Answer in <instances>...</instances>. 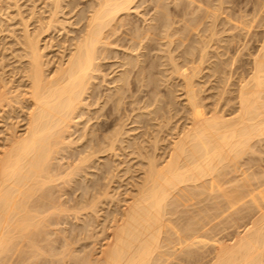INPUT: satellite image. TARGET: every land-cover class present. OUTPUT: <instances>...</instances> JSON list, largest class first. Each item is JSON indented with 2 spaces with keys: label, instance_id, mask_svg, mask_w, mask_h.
I'll return each mask as SVG.
<instances>
[{
  "label": "bare ground",
  "instance_id": "obj_1",
  "mask_svg": "<svg viewBox=\"0 0 264 264\" xmlns=\"http://www.w3.org/2000/svg\"><path fill=\"white\" fill-rule=\"evenodd\" d=\"M4 1L8 3L7 7L9 4L17 2L16 0H0V12L1 3ZM61 1L63 2V0ZM61 1L54 0L52 2L56 10H53L54 15L52 13L49 15L55 16ZM145 1L148 0H96L93 4L89 3L91 5L85 8L86 10L84 7H82V10L77 9L75 15L78 14L76 16L78 19L76 18L74 24L69 21V25L73 24V27H75L77 26L75 24H78L79 26L76 30L67 31L68 33L73 32V36H65L64 40L61 39L62 41L57 43L60 51L56 54V60L47 58L48 55L44 49L49 48V46L40 44L42 41L40 33L48 32L47 29H51L53 25L51 23H58V21L50 18L48 20V17H46L47 26H44L46 29L44 28L41 32L40 28L37 29L38 32H34V30L31 32L27 29L29 25L27 21L24 22L25 19H22L23 22L20 20V29H9L8 32L15 38L14 43L21 46L18 57L24 61L22 62L19 58L16 60L21 61L18 63L19 67L15 69L19 70L15 71L16 74L19 73L17 79L13 78L12 74L7 75V70L3 71L5 68L2 70L4 65L0 67V120H7V117L12 113L9 116L11 121L7 125L5 123L6 128H3L4 131L1 130L2 134L0 136V264H24V262H26L25 264H39L42 261V264H44L49 262L48 260L52 258L49 253L50 259L47 258L48 256H44V258L39 256L42 253L40 251L48 252L49 249L50 252L53 245L51 242L54 241L55 243V239L50 241L51 236L54 238V232L52 233L49 227L55 228L56 221L58 223L56 226H58L60 220L64 222L63 218L65 220V217L74 219L78 211H88L97 218L98 208L100 210L104 203L107 202L108 204L109 201H106L108 199L113 203L121 201L122 203L119 206L117 205L116 209L113 207L115 211L111 209H109L110 213L106 211L108 215L110 214V217H107L110 224L102 226L104 227L102 230L106 231L105 235L101 232L105 238L104 242L100 243L98 248L96 246L91 250L88 249V252L84 248L86 253L83 254L82 251L83 256L81 255V257L76 256L75 253L80 255L77 252L82 249L69 247L76 251L74 253L73 249L72 251L69 249L75 255L71 256L73 257L71 260L79 261L75 264H164L168 261L171 263L176 261L174 264H264V174L261 175L264 173V165L263 168L259 167L260 164H263L261 162L263 158L261 159V157L264 156V147L263 143L262 145L258 143L264 142V16L260 14L264 10V1L260 2L258 0L259 2L257 1L254 4V20H258L257 22L262 24L260 25L263 27V31L260 44L251 57L250 70L248 69L249 72L246 73L248 76L246 77L244 74L243 77L240 74V80H237L238 83L237 81L235 84L232 83L236 88L229 90H234L235 94L231 92L233 95L231 94V98L230 96L225 97L226 99L222 100L224 103L219 99L220 97L223 98V93L227 91L225 87L231 80L229 78L234 75H230L232 70L229 67L230 62H234L232 61L233 58L232 56L223 57L225 60H231L228 61V64L225 60H220L221 58L218 55L220 53L215 52L211 55H214L215 58L218 55L217 62L214 61L215 59L211 60L212 62L207 61V58H209L207 55L210 54H207V49L212 46V36L217 33L215 28L219 24L218 19H221L219 16L223 7H221L222 4L220 5L217 2L218 5L214 3L216 6H212L208 0H150L152 3L150 9H153L152 15L145 18L143 12L140 14L143 17L141 19L144 25L139 26V23L137 25L136 20H122L123 16H128L131 13V9L134 10L135 16H140L136 9H139ZM169 2L173 3V7L168 6ZM64 4L68 5L69 10H71L76 7L78 2L76 1L75 4V1L72 0ZM16 8L18 10V7ZM18 13L20 15L21 12ZM174 17H176V20ZM224 18L226 19L224 22L230 24L226 29L228 28V31H230L229 29L233 30L235 24L231 22L233 21L232 13L231 15L230 13L226 14ZM177 22L182 23H179L180 27H177ZM175 23H177V26H174V28L172 24L176 25ZM203 24H207V26L202 29V32L208 31L205 39L201 38L203 36L199 34L198 29ZM232 24L233 26H231ZM255 25L258 26V24ZM120 28L122 29L119 31ZM239 30L243 38L249 33L251 34L250 26L246 23H240ZM2 31L0 29V32ZM193 31H196L195 35L197 36V40L194 41L195 45H187L186 42ZM16 32H20L18 37L15 34ZM242 36H240V39ZM232 38L234 37H231L230 41ZM243 38L239 40L241 46L246 43ZM245 39L247 40V37ZM154 41H161L160 46L164 45V49L159 48L161 54L157 50V53L153 51L150 54L154 48L152 44ZM228 44H231V42ZM115 45L124 51L116 49ZM222 46L224 50L227 45ZM8 47L7 49H10ZM120 51L122 55H120ZM222 51L221 57L226 53ZM153 53L158 54V56L154 54V58ZM116 57L117 61L114 60ZM109 58L113 59L114 62L108 63L105 61ZM221 61L222 63H220ZM223 61L227 64H224ZM205 62L208 63L204 64ZM107 64L110 66L116 65L113 68L115 71L111 67L112 70L109 72L108 67L110 66ZM105 65L108 70L104 71L101 67H105ZM225 65L227 66L225 67ZM159 66L161 69H158ZM227 67L230 68V71L226 70ZM116 68L118 69L116 70ZM204 69L207 72L209 71L208 75L205 74L208 77L211 76L209 73L212 76L217 73L223 75L224 71L227 72L226 74L229 73V75L224 73L222 77L221 75L218 77L224 86L221 85V87L223 86L221 92L216 93L222 95H219L217 99L221 102H218L219 106L222 107L227 103L225 104V111H222L223 108L221 110L220 107H217L218 105H213V108L205 110L204 104L200 103L203 100L199 101V99L201 100L200 94L198 96L199 85L197 86L195 80H200L203 77L201 72ZM110 73L113 75H109ZM157 74L160 76L158 77ZM106 76H108V79ZM157 78L162 85L164 83L167 90L161 92L160 89L164 88H161L162 85L158 84ZM15 81H17V84ZM99 81L109 84V88L107 85H104L105 87L101 86L102 83ZM214 84L213 87L217 88L219 82ZM158 85L160 89H158ZM176 86H180L179 92L182 91L180 94L183 95L184 106L181 99L175 101V96H180V94L173 93L178 91H173ZM101 87L102 90L105 91L106 88L107 91L102 92ZM140 91L139 94L144 91L145 94L142 95L147 96L145 101L139 99L142 96L136 97V93ZM144 97H142L143 100ZM158 97H162V99ZM125 99H128V101H125ZM228 99L234 100L231 102L232 104L225 102ZM141 101L143 102L141 106L136 107L134 105L135 107H133L132 104H138ZM178 101H181L182 105L177 104ZM173 103L181 105L180 108L184 109L181 112L183 111L186 114L184 116L180 115V118L184 119V123L181 124L180 128L176 126L178 131L173 133H168L170 130L168 132L166 130L170 126L165 128L162 138L159 134L162 131L158 130L157 126L162 127V124L167 125L169 123L172 117L171 107L173 109L177 107ZM126 104L130 107H122ZM172 104L176 107H173ZM226 105L232 110L229 107L227 108ZM91 106L95 108L89 109ZM150 106L153 107L148 109ZM177 108L179 111L180 108ZM136 109L139 112H135ZM228 109L230 110L226 111ZM6 112H10L9 115ZM5 114H7V117ZM3 115L5 119H3ZM143 115L147 117L142 118ZM122 116H125L123 120H121ZM78 118L79 122L76 121ZM180 118L179 120H181ZM92 119L94 121L89 123ZM124 120H126V123H124ZM152 120H158L157 126H151L153 124L149 121L152 122ZM127 121L134 126L128 125L131 128H125L128 124ZM135 124L147 129H143L146 133L138 131L140 137L136 135L137 131L135 132L136 136L129 135L128 132L136 130ZM149 126L151 128L157 127L156 129L159 132L155 129V134H159L160 137L158 138L165 141H163L165 144H161L163 146L160 145L162 141L159 142L157 135L152 134L154 128L152 131ZM137 129L139 130V127ZM73 133L78 134L74 139H71L70 136ZM144 135H146V138H144ZM165 135H170V137L167 138ZM141 136H143V140L138 141ZM148 143H151L150 146L147 145ZM256 144L261 148L263 147L262 150L259 147L260 153H263L262 155L257 150L258 146ZM147 146L148 148L153 147L152 150L149 149L154 152L152 153L148 149L151 153L148 154ZM157 147L164 151L161 150L159 154H156L155 150L159 151ZM74 149L77 151L73 152ZM126 149H129V152H126ZM254 149L258 155L260 154L259 156ZM254 152L259 157L257 158L255 155L256 159H261L259 160L260 164L257 160L255 162L252 160L254 159ZM65 154L68 155L65 156ZM130 154L146 161L142 164L141 170H138L141 171V176L140 173L134 170L139 174L136 177L137 179L134 177L137 184L131 185V188L127 187L131 189L130 192H134L131 194L128 193L129 190L126 191L129 194L128 197L121 200L114 197L115 191H111V182L108 180H113L109 176L112 175L116 166L119 168V164L120 166L125 165L124 162L127 159L122 160L121 157ZM100 156H102L100 159L104 162H98V165L96 164L98 167L95 168L94 162L97 163L96 160ZM111 157H114L118 162L114 164L116 161L113 158V162H111ZM61 158L71 159H69L70 162H66L64 168H61L63 167L62 163H59V165L55 163ZM252 163H256L257 166L254 165L260 168L259 171L262 172L263 170V172L258 175V171H255L257 168L254 169ZM99 164L101 167H99ZM91 167L96 169L94 171H97V175L99 169H104L100 176L109 178L107 180L104 178L105 180L102 181H108L110 186H106L107 182L101 181L102 177H100V180L99 177L95 180L89 176L93 182L99 181V184L98 182L94 184L89 180V185L85 183L86 186L83 180L85 186L82 187H91L90 190L83 188L85 192L92 191L90 195L82 190L85 194L80 193L84 197L68 200L70 191L65 190H68L67 188L72 189V183H75L74 187L80 184L79 187L82 189V183L79 179H85L88 170L90 171L89 175L94 176L95 173H91V170L88 169ZM130 167L124 166V169L122 170L121 167L120 170L125 174L131 171L129 170ZM85 169H88L87 172L84 176L79 177L83 175ZM132 169L134 168L132 167ZM135 169L137 170L136 167ZM132 173L131 176H129V172L127 173L129 178L134 176ZM227 174L231 176L227 177ZM76 179L79 180L77 185L76 182L78 181ZM86 182L88 181L86 180ZM128 183L130 186L131 182ZM134 185L135 189L133 190ZM79 187L76 188L79 189ZM55 193L56 195H54ZM63 194H67V199L62 200L60 198ZM85 195L87 196L85 197ZM102 200H104V203H102ZM204 200L208 203H202ZM188 206L195 207L194 209L190 208V210L195 211H189ZM76 209L77 211L71 212V210ZM69 211L70 214L67 213ZM106 212H104L105 215ZM176 213H182L180 215H183L181 218L179 215V219L184 220H182L184 223L180 227H177V224L175 225L174 220H172V216ZM97 214L99 215V212ZM58 215H64L65 217L62 216V219L59 220ZM105 215L104 218H106ZM85 216L90 218V216ZM85 216H82V219L84 221L89 220V218L85 219ZM219 216H226V223H228L227 221L232 224L235 223L236 225L231 224L235 229L241 227V229L237 228V231L233 228L236 233L234 235L231 233L233 236L230 237L228 242L227 240L224 241L225 239L221 241L220 238H216L218 232H220L219 230H223L221 228L224 226L220 224L218 226L221 228L217 229L218 226L214 221H220ZM227 216L231 220H228ZM99 217L102 216L99 215ZM218 217L219 219L216 220ZM68 220L66 219L65 223ZM96 220L94 221L92 218L87 224L85 221V224L90 225L92 229L91 222H96ZM225 222H223L225 225L230 226L229 223L226 224ZM94 224L93 228L95 227ZM215 226L217 227L215 228ZM214 229H217L218 232ZM85 230L87 229L83 228L80 233H86ZM211 230L213 234H211ZM48 231L49 234L52 233L51 236H48ZM209 231L210 233H208ZM63 232L64 238L71 237L67 234L65 236V230ZM95 232L93 234H96ZM60 233H56L58 235H55L56 238L62 237L59 236ZM80 233L79 235H81ZM77 235L72 238L74 241H70L71 238L69 239L70 242L67 241V238L63 239L65 245L72 244L78 238H82L79 235L77 238ZM87 235L86 237L90 236ZM98 236L100 237V235ZM48 238L50 239L48 240ZM95 238L97 241L98 238ZM42 239L44 240L43 243L47 241L49 246L51 245V249L47 247V243H44L46 248L44 244H41ZM99 241L97 242L99 243ZM197 242L199 246L197 244V246L193 245ZM191 246L194 249H191ZM26 247H28L27 249L34 247V250H28L29 252H27ZM37 251L39 254H34ZM176 252H178L177 254L180 252V254L178 256L175 254L176 258H174L172 255ZM27 253H31L36 258L33 259ZM181 253L184 255L183 257H181ZM24 254L28 259L33 260L28 261ZM55 254L57 253L52 255ZM58 254L61 253L58 252ZM44 255L47 254L44 253ZM37 256L38 260L41 259L40 262H36ZM60 258H62L61 255ZM60 258L56 260L58 261L57 264L59 261L62 262V260L68 259V257L61 260ZM171 258L176 260L174 261Z\"/></svg>",
  "mask_w": 264,
  "mask_h": 264
},
{
  "label": "rangeland",
  "instance_id": "obj_2",
  "mask_svg": "<svg viewBox=\"0 0 264 264\" xmlns=\"http://www.w3.org/2000/svg\"><path fill=\"white\" fill-rule=\"evenodd\" d=\"M17 2L15 3L16 4V6H14L15 4H9V6L7 7V5H8V3L6 2V1H4V2H2L1 3V12H0V29L1 30H3L2 32H0V53H1V51H2V53H1V55H0V67H2L3 65V67H2V70L3 71H6L7 70V75H9V74H12L13 75V78H15V79H17L18 78V75H19V73L18 74H16L15 73V71L17 72V70H15L17 67H19V65H18V63L19 62H23L24 60H22V59H20L19 57H18V55H20V53L19 52H21V46L20 45H18V44H15L14 42V37H13V35H11L10 34V32H8V31H10L11 29H20L21 28V21H22V19L24 20L25 19V23H26V21H27V24L29 25V26H27V29H29L31 32H33V30H34V32L35 31H37V29H39L40 28V32H41V30H44V28L47 26L46 24H47V18L46 17H48V20H49V18L50 19H52V20H54V21H58V23L60 24H58L57 22H52L51 24H53L52 26H51V29L50 28H48L47 29V31L48 32H44V33H40V38L42 39V41L40 42V44L41 45H48L49 46V48H45L44 49V51H45V53L49 56H47V58H50L51 60H56V58H57V55L56 54H58V51H60V49H59V47H58V45H57V43L59 42V41H62V40H64L66 37H71V36H73V32L71 33H68L67 31L69 30H72V29H74V30H76L77 29V27L79 26L78 24H75V25H77V26H75V27H73L74 25V21L76 20V16L78 15H75L76 13H77V11L78 10H82L83 8L82 7H84V9L85 8H88V6L89 5H91V4H93V2H95L96 0H73V1H75V4H76V1L78 2V4H76V7H73V8H75L74 10H73V8L71 9L72 10V12H71V10H69V7H68V5H66V4H64V3H66V2H69V1H72V0H63V2L61 1V4H60V7H61V9H60V7L57 9V13L55 14V16H53L54 14H53V10H56V9H54V4L52 3L54 0H16ZM169 1V0H168ZM210 3H211V5L212 6H216V5H218V3H220V5H221V7H222V9L220 10L221 12H222V14H221V12H220V18L221 19H218L219 20V24H217L218 26H216V28H215V31L217 30V33H216V35H214V36H212V46L211 47H209L208 49H207V54L208 53H210L209 55H207V57L209 56V58H207V61H209L210 60V62H212L214 59V61L215 62H217L216 61V58L218 57V55L220 56V60H222L223 59V57L225 58L226 56H232V58H233V60L232 61H234V62H230V64H229V62L228 61H231V60H229V59H227V60H225V59H223V60H225L228 64H229V67H231V70L232 71H230L229 69L230 68H226V70H229L230 71V75H233V77L231 78H229V79H231V80H229V83H228V85H227V87H225V89H227V91H226V93H223L224 94V96H223V98L221 99V97H220V101L221 102H223L222 100L226 97V98H228L227 96H230V98H231V94L233 95V91H229L230 89L232 90V89H234V88H236V86L235 85H232V83L233 84H235L236 83V81L240 78V76L241 75H243V77L246 75V73H248L249 72V66H251V57H252V55L255 53L254 51H255V49L257 48V46L260 44V39H261V34H262V31H263V27L259 24V22H257V21H255L254 20V18H255V15H254V11H253V9H254V4H256V2L258 1V0H223V1H221V0H217V1H215V0H208ZM260 2L262 1V0H259ZM258 1V2H259ZM264 1V0H263ZM218 2V3H217ZM222 2V3H221ZM89 3H91V4H89ZM216 5H215V4ZM224 3V4H223ZM52 4H53V6H52ZM11 5H13V6H11ZM62 5V6H61ZM64 5V6H63ZM152 6V3H151V1L150 0H148V1H145L143 4H142V6L141 7H139V9L137 8L136 10H138V12H139V14L138 15H140L142 12H143V14H144V17L145 18H149L150 17V15H152V13H153V9H150V7ZM168 6H170V7H173V3L172 2H169V5ZM16 7H18V10H17V8ZM51 7H53L52 8V10H51ZM72 7V6H71ZM142 8V9H141ZM78 9V10H77ZM231 9V10H230ZM17 10V11H16ZM86 10V9H85ZM142 10V11H141ZM223 10V11H222ZM51 11V12H50ZM69 11V12H68ZM141 11V12H140ZM18 12H21L20 13V15L21 16H23L22 18L20 17V15H18L17 13ZM80 12V11H79ZM130 16L128 15V16H123L122 17V20H131V21H134V20H136L137 22V25H138V23H139V26H141V25H144L143 24V21H142V19L141 18H143V17H141V15L140 16H138L137 17V15L135 16V12H134V10L133 9H131L130 10ZM2 13V14H1ZM50 13H52L53 15H49ZM230 13V15H231V13H232V16H233V21H231L232 23L234 22V29H233V27H231L233 30H231V29H229L230 31H228V28L226 29V27L227 26H230V24L228 25V23L229 22H227V23H225L224 21H226V19L224 18V16L226 15V14H229ZM253 13V14H252ZM264 10L262 11V13H260L262 16H264ZM50 17H49V16ZM57 15V16H56ZM260 15V16H261ZM2 16V17H1ZM51 16H53V18H51ZM229 16V15H228ZM30 18V19H29ZM70 18V19H69ZM74 18V19H73ZM176 17H174V19H175ZM235 18V19H234ZM258 18H259V16H258ZM29 19V20H28ZM78 19V18H77ZM139 19V20H138ZM141 19V20H140ZM21 20V21H20ZM176 20V19H175ZM236 20V21H235ZM2 21V22H1ZM69 21H70V23H73L72 25L70 24L69 25ZM16 22V23H15ZM23 22V21H22ZM46 22V23H45ZM64 22V23H63ZM230 22V23H231ZM256 22V23H255ZM261 22V21H260ZM19 23V24H18ZM177 23H178V26H177ZM177 23H175L176 25H174V24H172L173 25V27L175 26H177V27H180V24H182L181 22H177ZM180 23V24H179ZM240 23H246L248 26H250V31H251V34L249 35H247V36H245V37H247V40L245 39V37L243 38V36L242 35H240L241 34V31L239 30L238 31V29H239V24ZM3 24V25H2ZM10 24V25H9ZM50 24V25H51ZM68 24V25H67ZM224 24V25H223ZM226 24V25H225ZM255 24H258V26L257 25H255ZM46 25V26H45ZM61 25H62V27H61ZM45 26V27H44ZM55 26V27H54ZM57 26H58V28H57ZM63 26H64V28H63ZM67 26V27H66ZM207 26V24H203V25H200L199 26V31L201 32H199V34L201 35V36H203V37H201L202 39H205V36H207L208 35V31H203L202 32V29H204L205 27ZM231 26H233V24L231 25ZM59 27H61V28H59ZM125 27H127V26H125ZM174 27V28H175ZM41 28H43V29H41ZM62 28H63V30H62ZM67 28H69V29H67ZM226 29V31H224V32H222V30H225ZM10 29V30H9ZM46 29V28H45ZM53 29V30H52ZM61 29V30H60ZM122 28H120L119 29V31L121 30ZM6 30V31H5ZM73 31V30H72ZM38 32V31H37ZM65 32V33H64ZM195 32L196 31H193L192 33H191V35H192V37H191V35H190V37H189V40L186 42V44L188 45V44H193V45H195V42L194 41H196L197 39H196V35H195ZM19 33L20 32H16L15 34L17 35V37L19 36ZM46 33V34H45ZM50 33V34H49ZM67 33V34H66ZM239 33V34H238ZM49 34V35H48ZM203 34V35H202ZM229 35L231 36V37H234V38H232L231 39V41H230V38H229ZM233 35V36H232ZM234 35H237V36H234ZM66 36V37H65ZM240 36H242L241 37V39L243 38L245 41H246V43H244L245 45H242L241 46V42L239 41V40H241L240 39ZM194 37V38H193ZM222 40H221V39ZM249 38V39H248ZM60 39V40H59ZM62 39V40H61ZM193 39H195V40H193ZM193 40V41H192ZM189 41H191V42H189ZM221 41V42H220ZM231 42V44H228V43H230ZM48 42H50V43H48ZM55 42V43H54ZM244 42V41H243ZM161 41H154L152 44H153V46H154V48H153V50L150 52V54L153 52V51H155V53H157V52H159L160 54H161V52H160V49L159 48H161V49H164L165 47H164V45H162V46H160L161 45ZM10 44V45H9ZM12 44H13V46H12ZM46 45V46H47ZM50 45H53V46H51L50 47ZM55 45V46H54ZM222 45H227L225 48L226 49H224L223 50V46ZM4 46V47H3ZM10 47V49H7V47ZM19 46H20V48H19ZM218 46H220L219 48H218ZM241 46V47H240ZM5 47H6V49H5ZM8 47V48H9ZM13 47V48H12ZM58 47V48H57ZM111 47H113V48H115L116 47V45H115V47L114 46H111ZM228 47V48H227ZM243 47V48H242ZM2 48V49H1ZM19 48V49H18ZM118 48V50H122V52L124 51L123 49H119V47H116V49ZM47 49V50H46ZM228 49V50H227ZM8 50V51H7ZM16 50H19V51H16ZM56 50V51H55ZM156 50H157V52H156ZM208 50H209V52H208ZM224 51V52H226V53H224V55H222V57H221V55L220 54H223V53H221V51ZM226 50V51H225ZM5 51V52H4ZM11 51H12V53H11ZM53 51V52H52ZM222 51V52H223ZM227 51H228V53H227ZM194 52H195V50H194ZM215 52H217V53H220V54H218L217 55V57L215 58L214 57V55H211V54H215ZM14 53H15V55H14ZM49 53V54H48ZM120 53H121V51H120ZM155 53H153V55L155 54ZM159 54V55H160ZM15 57H14V56ZM54 55H56V56H54ZM120 55H122V53L120 54ZM152 55V56H153ZM155 55H157L158 56V54H155ZM155 55L153 56L154 58H155ZM211 55V56H210ZM2 56H3V58H2ZM54 56V57H53ZM117 56V55H116ZM5 57V58H4ZM14 57V58H13ZM214 57V58H213ZM228 57H226V58H228ZM17 58H19L20 60L19 61H16L17 60ZM54 58V59H53ZM111 60V61H110ZM115 61H117L118 59H117V57H116V59H114ZM212 60V61H211ZM218 60V59H217ZM105 61H107L108 63H110V62H114L113 61V59H110L109 58V60H105ZM104 61V62H105ZM15 62V63H14ZM17 62V63H16ZM224 62V61H223ZM226 62H224V64L226 63ZM250 62V63H249ZM2 63V64H1ZM206 63H208V62H205L204 64H206ZM220 63H222V61L220 62ZM226 63V64H227ZM223 64V65H224ZM250 64V65H249ZM2 65V66H1ZM18 65V66H17ZM108 65V64H107ZM108 66H110V65H108ZM114 66H116V65H114ZM114 66H110V67H108V69H109V72H110V70H112L113 68H114ZM227 65H225V67H226ZM107 66L105 65V67H101V69L102 70H108L107 68H106ZM112 67V69H110ZM223 67V66H222ZM234 67V68H233ZM14 68V69H13ZM160 68V66L158 67V69ZM224 68V67H223ZM236 68V69H235ZM118 68H116V70H117ZM161 69V68H160ZM207 69V68H206ZM206 69H204L202 72H201V74H202V78H200V80H195V83L197 82V86H198V91H199V93H198V96H199V94H200V96L199 97H201V100L199 99V101H202L203 100V102H200L201 104H204L203 106L205 107V110H209L211 107L213 108V105H218L219 103L218 102H220L219 100H217L218 98H219V95L220 94H216L217 92L218 93H220L221 92V88H223V83L222 82H220V78L218 79V77H220V75L222 74V73H217V74H214L213 76H212V74L211 73H209L210 75V77H208L207 75V73L209 72H207V70ZM249 69V70H248ZM114 70V69H113ZM225 70V69H224ZM223 70V71H224ZM233 70H235V71H233ZM248 70V71H247ZM19 71V70H18ZM115 71V70H114ZM222 71V72H223ZM228 71V72H229ZM107 72V71H106ZM14 73V74H13ZM105 73V72H104ZM224 73H225V71H224ZM224 73H223V75H224ZM227 73V72H226ZM225 73V74H226ZM17 76H16V75ZM201 74H200V76H201ZM205 74H207V75H205ZM241 74V75H240ZM245 74V75H244ZM109 75H113V74H109ZM156 75V73L154 74V76ZM205 75V76H204ZM223 75H221V77L223 76ZM226 75H229V73L228 74H226ZM226 75H225V77H226ZM157 76H158V74H157ZM160 76V75H159ZM158 76V77H159ZM238 76V77H237ZM248 76V74L246 75V77ZM107 77V79H108V76H106ZM105 77V78H106ZM216 77V78H215ZM222 79H224V78H222ZM19 80V79H18ZM157 80H158V78H157ZM178 80V79H177ZM176 80V81H177ZM240 80V79H239ZM238 80V81H239ZM101 81V80H100ZM99 81V82H100ZM176 81H174V82H176ZM198 81H200V82H198ZM238 81H237V83H238ZM178 82V81H177ZM219 82V84H218V86H217V88H214L213 86H215V84L214 83H218ZM15 83L17 84V81H15ZM15 83H13L14 85H16ZM100 83H102V82H100ZM179 83H180V80H179ZM222 83V84H221ZM158 84L161 86L162 84L160 83V81L158 80ZM214 84V85H213ZM106 86L107 84H104V83H102V85L101 86ZM109 85V84H108ZM107 85V86H108ZM158 85V89H160V86ZM163 85H164V83H163ZM163 85L161 86V88H164V89H160L161 90V92H162V90H167V88L165 87V85H164V87H163ZM174 85H175V83H174ZM221 85H223L222 87H221ZM237 85V84H236ZM104 86V87H105ZM110 86H111V84H110ZM220 86V87H219ZM226 86V85H225ZM103 87V88H104ZM178 87V88H177ZM180 86H176L175 87V90H174V88H173V91H177V92H173L174 94H180V92L182 93V91H180L179 92V90H180V88H179ZM108 88H109V86H108ZM177 88V89H176ZM100 90H102V87L100 88ZM143 90V89H142ZM159 90V91H160ZM105 91H107V89L105 88ZM105 91L104 90H102V92H104L105 93ZM163 91V92H164ZM231 92H233V93H231ZM138 93V94H137ZM136 93V97H144V95H142L143 93H144V91H142V94H139V93H141V91L140 92H137ZM145 94V93H144ZM159 94H161V93H159ZM159 94H158V96H159ZM173 94V95H174ZM235 94V93H234ZM140 95V96H139ZM161 96V95H160ZM178 95H176L175 97V101H177V99L178 100H182V104H183V106H184V103H185V101L182 99V96L183 95H181L180 94V96H178ZM220 96H222V95H220ZM139 98V99H141L142 101H145V97L147 98V96L145 95V97H144V100H143V98ZM159 99H162V97H158ZM225 98V99H226ZM232 98H234V97H232ZM228 100H230V101H228ZM227 101L225 100V102H232V101H234L233 99H228ZM125 101H128V99H125ZM140 102V103H138V104H132L133 105V107H135L134 105H136V107L137 106H141L142 105V103L143 102ZM174 100H173V102H175ZM184 101V102H183ZM181 102V101H180ZM179 101H178V103L177 104H181ZM220 102V103H221ZM160 103V102H159ZM158 103V104H159ZM176 103V102H175ZM175 103H173V104H175ZM206 103V104H205ZM224 103V102H223ZM229 103V104H230ZM156 104V103H155ZM172 104V106L173 107H181V105H173ZM225 104H227V103H225ZM225 104H224V106L222 105V104H220V105H222V107L221 106H217V107H220L221 108V110H222V108L224 109L225 108ZM228 104V105H229ZM232 104V103H231ZM132 105H131V108H132ZM160 105H161V103H160ZM206 105V106H205ZM228 105H226L227 106V108L229 107ZM129 106L130 107V105H123L122 107H124V108H127V107ZM121 107V108H122ZM153 106H150V107H148V109H150V108H152ZM176 107V108H177ZM203 107V108H204ZM209 107V108H208ZM91 108H95L94 106H91L89 109H91ZM176 108H172L171 107V114H172V117H171V119H170V121H169V123L167 124V125H164V124H162V127L161 126H157V121L158 120H152V122H150L149 121V123H151V124H153V125H151V124H149V125H151V126H157L156 128L159 130L160 129V131H162L161 133L155 128V127H152L151 128V126H149L150 128H151V130L153 131V128H154V131H155V129L159 132V134H161V136L164 134L163 133V131L165 132V128H168L169 126L170 127H172V128H170L169 127V129H166L167 130V132H168V130H170L168 133H173V132H175V131H178V127L180 128L181 127V124L183 125V123H184V119H182V118H180V115L182 116H184V114H186V113H183V111L181 112V110H184V109H181L180 108V113H179V111H178V108H177V110H176ZM230 108V107H229ZM233 108V107H232ZM123 109V108H122ZM129 109V108H128ZM172 109H173V111H172ZM219 109V108H218ZM231 109V108H230ZM230 109H228V110H226V111H229ZM7 110V109H6ZM9 110V109H8ZM130 110V109H129ZM129 110H127L128 112H129ZM220 110V111H221ZM232 110V109H231ZM92 111V110H91ZM122 111V110H121ZM126 111V113H128ZM222 111H225V109L224 110H222ZM134 112V111H133ZM132 112V113H133ZM135 112H139V110L137 111V109H136V111ZM134 112V113H135ZM173 112V113H172ZM175 112V113H174ZM6 113H8V115H9V113L10 112H6ZM122 113V112H121ZM125 113V112H124ZM11 114L12 113H10V115L9 116H11ZM15 114H16V111H15ZM14 114V115H15ZM2 115V114H1ZM4 116V115H3ZM5 116L7 117V114H5ZM5 116H4V118L3 119H5ZM9 116L7 117V120L5 119V121L4 120H0V136H1V134H2V131H4L3 130V128H6V125L8 124V122H10L11 121V118H9ZM142 117V116H141ZM144 117H147V116H145V115H143V117L142 118H144ZM186 117V116H185ZM9 118V119H8ZM125 118V116L123 117L122 116V119L121 120H123ZM179 118L181 119V120H179ZM83 119V118H82ZM102 119V118H101ZM186 119V118H185ZM12 121H13V119H12ZM76 121H78L79 122V118H78V120L76 119ZM92 121H94V119H92L89 123H91ZM125 121V122H124ZM123 122L124 123H126V120H124ZM153 121H154V123H153ZM156 121V122H155ZM2 122H3V124H2ZM80 122H81V119H80ZM180 122H182V123H180ZM185 122H186V120H185ZM5 123H6V125H5ZM127 123H128V121H127ZM179 123V124H178ZM134 124V123H133ZM141 124V123H140ZM170 124V125H169ZM128 125H132V123H128L126 126H125V128H129L128 127ZM136 125V127L138 128L139 127V130L136 128V130L135 131H130V132H128V134L129 135H131V134H133V135H135L136 133V135L138 136L139 134L138 133H140V132H138V131H141V133L142 132H145V131H143V129H144V127H140V125L139 124H135ZM138 125V126H137ZM79 126V125H78ZM134 125H132L131 127H133ZM141 126H142V124H141ZM166 126V127H165ZM176 126H177V128H176ZM130 127V128H131ZM2 128V129H1ZM161 128H162V130H161ZM174 128V129H173ZM141 129V130H140ZM2 130V131H1ZM144 130H147V129H144ZM137 131V132H136ZM151 131V132H152ZM153 131V135H157V134H155L156 133V131L154 132ZM74 132V131H73ZM76 132V131H75ZM133 132V133H132ZM136 132V133H135ZM157 132V133H158ZM146 133V132H145ZM77 134L78 133H73L71 136H70V138L71 139H74L76 136H77ZM158 134V135H159ZM166 134V133H165ZM135 135V136H136ZM148 135V134H147ZM152 135V136H153ZM156 136L157 138L158 137H160V136ZM146 135H144V138H146L145 137ZM139 137H140V135H139ZM139 137H137L138 139H139ZM143 136H141V138H140V140H138V141H141V140H143V138H142ZM165 137H167V138H169L170 137V135H165ZM164 137V138H165ZM162 138H163V136H162ZM159 139V138H158ZM160 141H162L161 143H160V145L161 144H165V143H163V141L164 140H160L159 139V142ZM159 142L157 143V146H158V144H159ZM165 142V141H164ZM255 143V142H254ZM257 143V142H256ZM259 143V145H260V143H261V145H262V143H263V147H264V142H258ZM144 144H146V143H144ZM149 144H151V143H148L147 145L148 146H150ZM160 145H159V147H160ZM259 145H257L256 144V146H258V149L257 150H259L261 147L259 146ZM148 146H147V148H146V150L148 151V149L150 148H148ZM152 146V145H151ZM161 146H163V145H161ZM255 146V145H254ZM159 147H157V149L159 150L158 152H157V150H155L156 152V154H159L160 152H161V150H163V149H161V148H159ZM260 147V148H259ZM262 147V148H263ZM151 148H153V147H151ZM150 148V149H151ZM162 148H164V147H162ZM254 148V147H253ZM262 148H261V150H262ZM78 149V148H77ZM150 149H149V151H150ZM75 150L76 149H74L73 150V152H75ZM127 151L126 152H129L128 150L129 149H126ZM152 150V149H151ZM261 150H259V153H260V151ZM77 151V150H76ZM146 151V152H147ZM147 152L148 154L150 153V152H152V151H150V152ZM164 151V150H163ZM162 151V152H163ZM254 151H256L255 149H254ZM154 152V151H153ZM152 152V153H153ZM263 153H264V149H263ZM262 152L260 153L261 155L263 154ZM151 154V153H150ZM256 154H257V151H256ZM255 154V152H254V159H252V158H250V159H252V160H254V162L257 160L256 159V157L257 158H259L258 156L260 155H256ZM68 154H65V156H67ZM145 155H147L146 153H145ZM255 155H256V157H255ZM122 156V155H121ZM120 156V157H121ZM119 157V158H120ZM124 157V158H123ZM133 157V158H132ZM252 157H253V155H252ZM100 158H102V156H100L99 157V159ZM112 158H113V160H115L116 162H114V164L115 163H117L118 162V160H116L114 157H111V162H113V160H112ZM133 160H132V159ZM245 158V157H244ZM264 159V156L263 157H261V159ZM69 159L70 158H61V159H59V160H55L56 162V164H58L59 165V163H62L63 164V167H61V168H64L65 167V164H66V162H70L69 161ZM98 159V160H99ZM121 159L122 160H126V162H124L125 163V165L123 164V165H121L120 166V164H119V168H118V166H116V168L114 169V171H113V173H112V175H110L109 177L111 178V179H113V180H108L109 182H111V186H110V184H109V182L108 181H102V180H107V179H109V178H105L104 176H100V175H102V170H104V169H97L98 170V172H99V174L97 175L96 174V172L97 171H94V169L96 168V167H98V166H96V164L98 165V162H104V160H96L97 161V163L96 162H94V165H95V168L93 169L92 167L91 168H88V169H90L91 170V173H95L96 174V176H95V174H94V176H92V174L91 175H89V170L88 169H85L84 170V173H82L83 175H80L79 177H81V176H84V174L87 172V170H88V174H87V176H85V179H79V180H81V183L83 184V180L85 181L84 182V184L85 183H88V185H89V180H91V177L92 178H94L95 180H97L96 178L97 177H99V180H100V177H102L101 178V181L102 182H104V183H106V186L107 185H109L110 187H111V191H115V196L114 197H116V198H119V199H124V198H127L128 197V195L129 194H127V192H128V190H129V192L128 193H133L134 191H132V192H130L131 191V185H133V184H137V182H135L134 180V177L136 178V177H138L139 176V174L138 173H140V176H141V171L139 172L138 170L140 169L141 170V168L143 167V165L142 164H144L145 163V161H142L143 159H141V158H139V157H137L136 155H134V154H130L129 156L127 155L126 157L125 156H122L121 157ZM130 159H131V161H130ZM249 159V160H250ZM261 159H258L257 161L259 162V164H260V161L259 160H261ZM263 159H262V165L260 164V166L259 167H262L263 165H264V161H263ZM71 160V159H70ZM139 160V161H138ZM130 161V162H129ZM100 162V163H101ZM128 162V163H127ZM143 162V163H142ZM54 163V164H55ZM127 164H128V166H127ZM131 165V167H130V165ZM138 164V165H137ZM254 164H256V163H254ZM253 163H252V165H253V167H254V169H256L257 167V164H256V166L254 165ZM258 164V165H259ZM100 165V164H99ZM124 166L125 167H130V169L129 170H131V171H128L129 173H130V175L129 174H127V173H125V174H123V169H124ZM99 167H101V165L99 166ZM121 167H122V170H120L121 169ZM132 167L134 168V169H132ZM135 167L137 168V170L135 169ZM139 167V168H138ZM256 167V168H255ZM263 168V167H262ZM253 169V170H254ZM258 169H260V168H257L255 171H258L257 172V174L259 175V173L261 172V171H259ZM96 170V169H95ZM137 171V172H135V171ZM94 171V172H93ZM101 171V172H100ZM122 171V172H121ZM133 172V173H132ZM137 174L136 176H135V173ZM262 172H263V170H262ZM261 172V173H262ZM131 173H132V175H134V176H132V177H128V175L129 176H131ZM229 173V172H228ZM124 176H123V175ZM255 174V173H254ZM256 174V175H257ZM264 173H262L261 175H263ZM89 176H91V177H89ZM230 177L231 175H228L227 174V177ZM128 177V178H127ZM257 177H260V176H257ZM76 178H78V177H76ZM84 178V177H83ZM88 178H90V179H88ZM105 178V179H104ZM125 178H127V179H125ZM129 179V180H128ZM133 181V182H135V183H133L131 180ZM137 179V178H136ZM139 179V178H138ZM79 180H77L76 179V181H78V182H76V185L79 183ZM86 180L88 181V182H86ZM92 181V180H91ZM124 181V182H123ZM125 181H126V183H125ZM136 181H138V180H136ZM93 182V181H92ZM98 182V184H99V181H96V183ZM127 182H131L130 183V186H129V183L127 184ZM94 184H96L95 182H93ZM81 184V187L82 186H87V184H83L82 185ZM97 184V185H98ZM100 184H101V182H100ZM114 186H113V185ZM125 184H127L126 186H125ZM80 185V184H79ZM79 185H77L78 187H79ZM92 185V184H91ZM103 185V184H102ZM71 186H73V188L72 189H70V188H67L68 190H65V191H70V193L68 194V200L69 199H77L78 197H79V199L80 198H82V194L80 193V192H82V190L85 192V188L86 187H82V189H80V187H79V189H77L76 187H74L75 186V183H72L71 184ZM126 187V188H125ZM127 187H130V188H127ZM84 188V189H83ZM89 190L91 189V187L90 186H88L87 187ZM87 188H86V190H87ZM76 189V190H75ZM127 189V190H126ZM133 190L135 189V185L133 186V188H132ZM88 190V191H89ZM109 190V191H110ZM88 191H86L85 193L88 195H90V193L92 192V191H90V192H88ZM111 191H110V194H111ZM127 191V192H126ZM93 192H94V190H93ZM61 193V192H60ZM83 193V192H82ZM85 193H83V194H85ZM81 194V195H80ZM113 194V193H112ZM54 195H56V193L54 194ZM87 195H85V197L87 196ZM126 196V197H125ZM84 197V196H83ZM62 200L63 199H67V194L66 195H61V197H60ZM60 199V200H61ZM106 201H109L108 202V204H107V202L106 203H104V200H102V203H104L101 207H102V209H100L99 210V208H98V210H97V213L99 212V215L100 216H102V217H99V215L96 213V215L98 216L97 218H95V215H93V214H90V212H85V211H78L77 212V214H76V217L73 219V218H71V217H65L64 215H58L59 217V220L60 219H62V216H64L65 217V220L67 219H69L68 221H66V223H65V220H64V218H63V221L64 222H62V220H60V222H59V220L57 219V217H56V220H58V222H59V225L58 226H56V224H58L57 223V221H56V224H55V228H57L55 231H53L55 228L54 227H52V226H50L49 228L52 230V233L54 232V234H53V237L54 238H52V236L50 235V234H52V233H50L49 234V231H48V236H51V239L50 238H48V240L50 239V241H52L53 239H55V243H54V241H52L51 243H53V245H52V249L55 247V249H53V251H51L52 249H51V245L49 246V244L47 243V241H46V239H45V241L46 242H44V243H47L48 244V246L47 247H49L51 250H50V252H49V249H48V252L46 251V252H44V251H40V252H42V253H40V255L39 256H41V258H44V256H48V253L52 256V258H51V260H48L49 262H45L44 264H57V262L58 261H56L58 258H60V255H61V257L64 259V257H68V259L67 260H65L66 261V263H65V261L64 260H62V262L64 261V263H62L61 261H59V263L58 264H73V262H74V264L76 263V262H79V261H72L71 259L73 258V257H71V256H80L81 257V255L83 256V254H85L86 252H88V249H92L93 247H96V248H98V245L100 244V243H102V242H104V240H105V238H104V236L102 235V234H104L105 235V232L106 231H104V230H102V229H104V227H102V226H107V224L109 223L108 221V219H107V217L109 216L110 217V214L108 215L107 214V212H109L110 213V210L109 209H111V210H113V211H115V207L118 205H121V203H122V201L121 202H118V203H116L115 201V203H113L112 201H110L109 199L108 200H106ZM114 204H112V203ZM202 203H208V201H206V200H204ZM117 206V207H118ZM100 207V208H101ZM115 209H114V208ZM189 207V211H192V212H194L195 210H190V208H192V209H194L193 207H190V206H188ZM113 208V209H112ZM188 209V208H187ZM74 211H77V209L76 210H71V212H74ZM107 211V212H106ZM112 211V212H113ZM104 212H106V215H105V213ZM111 212V213H112ZM67 213H69L70 214V211L69 212H67ZM81 213V214H80ZM86 213V214H85ZM104 213V215H105V217L106 218H104V215H102ZM63 214H66V213H63ZM72 214V213H71ZM80 214V215H79ZM180 214H182V213H176L175 215H177L176 217H175V215L174 216H172L173 218H172V220H174V224L178 227H180L181 225H182V223H184L181 219H179V215ZM67 215V214H66ZM85 215H87V216H90V218L89 217H86ZM82 216H85V219H88L89 218V220H85L86 221V224L87 223H89V221H90V219L92 220V218L94 219V221H95V219H97L98 220V222L100 221V223H98L97 222V220H96V222H91V225H92V229L90 228L91 226L90 225H86L85 224V221L82 219L83 217ZM93 216V217H92ZM181 216H183V215H180V218H181ZM92 217V218H91ZM221 219H223L224 221H222L221 219H220V221H214L215 223H216V225L218 226V225H224V226H226L225 228H224V226L221 228V229H223V230H219L220 228H219V226H218V230L220 231V232H222V233H220V232H218V230L216 229H214V231H217L219 234H217L218 235V237H216V238H220V240L222 241V240H224V241H226L227 240V242L230 240V237L231 236H233L234 235V233H236L235 231H237V228H239V229H241V227H237L236 229H235V227H233L232 225H236L235 223L234 224H232L231 222H229V221H227L229 224H230V226L228 225H225L223 222H225L226 221V216H219ZM219 217L216 219V220H218L219 219ZM227 218H228V220H231L230 219V217H228L227 216ZM73 219V220H72ZM78 219V220H77ZM110 219V218H109ZM184 219H186V218H184ZM182 221V222H181ZM222 221V222H221ZM62 222V223H61ZM68 222V223H67ZM84 222V223H83ZM105 222V223H104ZM95 223V224H94ZM97 223H98V225H97ZM104 223V224H103ZM172 223V224H173ZM218 223V224H217ZM226 223V222H225ZM228 223H226V224H228ZM84 224V225H83ZM93 224H94V228H93ZM110 224V223H109ZM173 224V225H174ZM232 224V225H231ZM241 224V223H240ZM79 225H80V228H79ZM82 225V226H81ZM86 225V227H88V228H86V227H84ZM54 226V225H53ZM217 226H215V228L217 227ZM82 227V228H81ZM79 228V229H78ZM83 228H85V229H87V230H85V232L86 233H84L83 232V234H84V237H83V234H81L80 232L82 231V229ZM235 229V231H234V229ZM48 229V228H47ZM93 230L94 232H95V230H96V234H93L92 232H91V230ZM166 229V228H165ZM62 230V231H61ZM66 231L65 232V236H67V235H70L71 237H65L64 238V232L63 231ZM78 230V231H77ZM80 230V231H79ZM90 230V232L89 233H92L91 235L88 233V231ZM84 231V230H83ZM227 231V232H226ZM234 231V232H233ZM51 232V231H50ZM60 233V234H62V235H60L59 234V236H62L61 238H59V237H57L56 238V236L55 235H57L56 233ZM63 232V233H62ZM77 232H79L81 235H79V233H77ZM101 232H102V234H101ZM78 234L80 237H82V238H78L79 236L77 235V238H78V240H76V242H73L72 244H67V245H65V241L63 240V239H68L67 241L68 242H70L71 240H73L72 238H74V236L76 235V234ZM208 233H210V231L208 232ZM216 233V232H215ZM226 233H227V235H226ZM231 233H233V235L231 234ZM67 234V235H66ZM90 235V236H88V235ZM211 234H213L212 233V230H211ZM86 235L88 236V237H86ZM94 235H96L95 237H99L98 235H100V237L98 238V240L97 241H99V239H101V241H99V243L96 241V238L95 237H93ZM223 235V236H222ZM46 237H48L47 235H45ZM58 236V235H57ZM92 236V237H91ZM76 237V236H75ZM226 237V238H225ZM228 237V238H227ZM71 238V239H70ZM95 238V239H94ZM104 238V239H103ZM40 239H41V237H40ZM44 239V238H43ZM41 240L40 242H41V244H44L43 243V241L44 240ZM69 239H70V241H69ZM60 240H62V242H60ZM219 240V239H218ZM39 241V240H38ZM49 241V242H50ZM74 241V240H73ZM96 241V242H95ZM50 243V244H51ZM61 243H62V245H61ZM37 244V243H36ZM35 244V245H36ZM40 244V243H39ZM85 244V245H84ZM198 245V242L197 243H194L193 245H195V246H197ZM200 244V243H199ZM38 245V244H37ZM58 245H59V248H58ZM60 245H61V247H60ZM84 245V246H83ZM44 246H45V244H44ZM43 246V247H44ZM54 246V247H53ZM83 246V247H82ZM87 246V247H86ZM92 246V247H91ZM199 246V245H198ZM35 247H37V246H35ZM40 247V246H39ZM42 247V248H43ZM69 247H73V248H77V249H82L81 251H79V252H77L78 254L80 253V255H77L75 252L76 251H74V249L73 248H69ZM25 248V247H24ZM28 247H26V249H27ZM34 248V247H33ZM33 248H29V249H27V252H29V251H33L34 249ZM38 248V247H37ZM41 248V247H40ZM45 248H46V246H45ZM45 248H44V250H45ZM84 248H85V250H86V252L84 251ZM190 248V247H189ZM30 249H32V250H30ZM36 249V248H35ZM58 249H60L58 252L59 253H61V254H58V252H57V250ZM72 251V249H73V251H74V253H75V255H73L74 253L73 252H71L70 250ZM77 249H75V250H77ZM191 249H194V247H192L191 246ZM29 250V251H28ZM37 250V249H36ZM41 250H43V249H41ZM62 250V251H61ZM89 250V251H90ZM185 250H187V248H185ZM24 251H25V249H24ZM39 251V250H38ZM35 252L34 254H36V253H38L39 254V252ZM61 251V252H60ZM84 253H83V252ZM51 252H54V253H57V254H55V255H52V254H54V253H51ZM71 252V253H70ZM25 253H26V251H25ZM44 253L45 254H47V255H44ZM83 253V254H82ZM178 252H176V253H174V255H172L174 258H176V256H175V254L178 256L179 254H180V252H179V254H177ZM30 254V257L32 256V254L31 253H29ZM28 253H27V255H29ZM33 254V255H34ZM37 254V255H38ZM50 255L47 257L48 259H50ZM59 255V256H58ZM182 255V256H181ZM181 257H183L184 255L181 253ZM23 256V255H22ZM24 256H26V254H24ZM171 256V257H172ZM33 257V256H32ZM26 258H27V260L29 261L31 258H29L28 259V257L26 256ZM36 258V257H35ZM34 257H33V259H35ZM47 258H46V261H47ZM62 258H60V260L62 259ZM174 258H171V259H173L174 261L176 260V259H174ZM180 258V257H179ZM33 259H31V260H33ZM26 260V259H25ZM26 260V261H27ZM30 260V261H31ZM39 260H41V259H39ZM38 260V256H37V261L36 262H40ZM45 260V259H44ZM69 260V261H68ZM173 260H170V261H173ZM27 261V262H28ZM50 261H52V262H50ZM71 261V262H70ZM36 262H34V263H36ZM61 262V263H60ZM176 262V261H175ZM174 262V263H175ZM26 262H24V264H25ZM28 263H30V262H28ZM41 263V262H40ZM39 263V264H40ZM42 263H43V261H42ZM41 263V264H42ZM169 263H171V262H169L168 261V263H164V264H169ZM173 262L171 263V264H174ZM33 264V263H32ZM78 264H80V263H78Z\"/></svg>",
  "mask_w": 264,
  "mask_h": 264
}]
</instances>
